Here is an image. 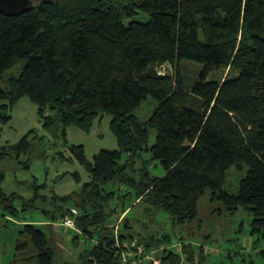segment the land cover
Masks as SVG:
<instances>
[{
	"label": "trees",
	"instance_id": "16d2710c",
	"mask_svg": "<svg viewBox=\"0 0 264 264\" xmlns=\"http://www.w3.org/2000/svg\"><path fill=\"white\" fill-rule=\"evenodd\" d=\"M141 13L149 19H131ZM20 60L21 74L7 76ZM187 60L200 66L194 83L180 68ZM166 64L172 74L159 71ZM219 69L230 72L214 78ZM149 96L157 104L142 121L136 112ZM22 97L37 106L55 143L62 141L59 156L79 162L92 179L64 196H45L48 185H35V195L26 198L5 191L6 171L0 168V207L18 216L17 199L23 210H43L48 202L44 211L50 220L78 208L80 233L73 239L82 235L90 243L79 264H119L121 249L137 250L132 243L138 235L124 229L133 224L128 201L145 202L150 212L163 209L174 224L185 225L198 218L199 202L211 190L226 209H249L252 234L264 237V0H34L22 13L0 11L3 124ZM104 114L112 117L118 148L101 149L89 160L85 145L71 143L67 130L89 132ZM151 129L157 133L152 147ZM40 146H49L46 136L32 129L18 142L0 145V162L9 157L29 168L33 156L45 155ZM145 151L160 161L163 175L136 168ZM244 164L249 170L238 193L225 191L227 170ZM118 181L128 188L122 186L115 200L116 191L105 186ZM124 213L119 247L112 217ZM51 237L25 223L11 264H59L63 248ZM137 239L146 250L172 243L168 234ZM163 258L166 264L180 261L179 255Z\"/></svg>",
	"mask_w": 264,
	"mask_h": 264
},
{
	"label": "rangeland",
	"instance_id": "374dc122",
	"mask_svg": "<svg viewBox=\"0 0 264 264\" xmlns=\"http://www.w3.org/2000/svg\"><path fill=\"white\" fill-rule=\"evenodd\" d=\"M131 19L146 21L149 16L141 13ZM24 64V60L18 61L6 75L18 77ZM180 68L185 73L186 79L194 83L200 66L189 61L180 63ZM159 71L172 74L174 69L169 64H166L160 67ZM229 72V69H219L212 76L222 79ZM156 104V99L152 96L145 99L136 112L139 118L142 121L147 120L154 112ZM11 114L12 119L6 125L0 121V145H5L7 140L11 141L10 144L16 143L27 131L34 129L39 135L46 136V142H48L49 146L39 147L41 150L44 149L42 151L45 154L44 156L29 155L30 157L33 156L29 162V168H24L22 164L18 163L17 159L14 161L9 157L0 162L1 170L3 168L6 171V177L3 182L5 191L8 194L15 192L26 198H32L35 195L33 188L35 185L47 184L48 189L44 190L46 189L44 187L42 193L48 197L53 195V184L58 183L57 185L61 187L71 184L72 187L77 189L78 184L76 181H72L73 179L68 176L69 174H65L61 170L60 174L50 181L52 173L50 168L54 165V162L57 163V159H61L58 158V153L64 151V146L61 140L58 141V144L55 143L50 134L43 129L39 122L36 105L28 97H22L12 108ZM102 118L100 125H93L89 132L77 126L68 127V130L75 128V131L81 132V135L70 133V139L67 133V138L74 144L83 143L89 160H93L94 154L101 149L118 148L117 139L110 128L112 117L109 114H104L97 120ZM156 136V130L151 129L150 147L156 143ZM29 156L25 157L24 160L21 158L20 161L27 160ZM60 161L63 163L62 159ZM64 162L67 161L64 160ZM68 166L71 167V163ZM140 167H146L151 175L160 176L164 174L162 164L160 161L152 160L151 152L145 151L139 156L136 168L140 170ZM248 170L247 164H244L242 169L237 168V166H231L226 172V182L223 189L231 194H237L240 181L247 175ZM81 175L83 182H86V178L89 175L88 172L85 171L84 174L81 171ZM122 186L125 185L118 181L108 183L105 188L107 190H115V200H118L120 194L125 191L124 188H121ZM125 187L126 189L128 188L127 186ZM41 188L38 187L37 189L41 190ZM15 203L19 209L18 216L4 214L3 208L0 207V264H11L15 254L18 231L25 223H37L39 227L52 235L51 238L56 248H63L59 264L65 262L79 264L81 262V256L90 243L82 235H80L78 241L73 239L77 233H80V230H63L61 228L56 230L52 226L44 224L43 222L49 219L44 211L48 202L44 205L39 201V207L44 205L43 210L37 207L23 210L22 200L17 199ZM130 203L128 201L126 207L131 206L128 217L133 219V224L131 228L124 227V225L122 227L132 234H137L138 237H162L164 234H168L171 236V242L185 241V244L188 245L185 264H264V237L252 234L254 216L251 211L244 206H239L235 211L226 209L219 201L213 200L211 190H207L199 202L198 218L185 225L174 224L170 214L163 209L150 212L147 211L149 206L145 202ZM118 217L115 215L112 217V219L116 218L112 224L117 222ZM68 235L70 236L69 239ZM193 252L196 253L194 254ZM192 258L194 259L190 260Z\"/></svg>",
	"mask_w": 264,
	"mask_h": 264
},
{
	"label": "built area",
	"instance_id": "2783aa9c",
	"mask_svg": "<svg viewBox=\"0 0 264 264\" xmlns=\"http://www.w3.org/2000/svg\"><path fill=\"white\" fill-rule=\"evenodd\" d=\"M80 215V211L76 207H71L64 216H61L56 219L54 226L57 228L65 229H76L79 231L76 218ZM125 217V214H122L115 224V238L116 245L121 246L119 234L121 223ZM80 232V231H79ZM132 246H137L136 251H127L122 250L121 258L119 264H166L163 257H167L170 254L179 255L180 261L175 264H185L186 263V252L184 251V243L181 241H175L170 244H165L151 250H146L145 246L142 244H137L133 242Z\"/></svg>",
	"mask_w": 264,
	"mask_h": 264
},
{
	"label": "crops",
	"instance_id": "0c3cea01",
	"mask_svg": "<svg viewBox=\"0 0 264 264\" xmlns=\"http://www.w3.org/2000/svg\"><path fill=\"white\" fill-rule=\"evenodd\" d=\"M37 107V106H36ZM37 113H38V108H37ZM39 116V115H38ZM104 118V117H103ZM103 118L102 119H100V120H97L96 122H95V126L98 124V125H100V122L103 120ZM39 122L41 123V120H40V117H39ZM94 126V127H95ZM75 128H70V130H67V133H68V135H69V139H70V133H77V134H79V135H81V132H77V131H75L74 130ZM94 129V128H93ZM30 131V130H29ZM29 131H27V133L29 132ZM81 131V130H80ZM83 132V131H82ZM26 133V134H27ZM25 134V135H26ZM24 135V136H25ZM23 137V136H22ZM21 137V138H22ZM20 138V139H21ZM19 139V140H20ZM7 143H10L11 141L10 140H7L6 141ZM74 144V143H73ZM81 144H83V143H81ZM104 149H106V148H104ZM58 158H61L60 156L58 157ZM63 160V163L60 161V160ZM61 159H57L58 161H57V163L56 162H54V165L50 168V171L52 172L51 173V176H50V181L52 180V179H54L57 175H59L60 174V172L62 171L63 173L65 172V174H69L68 176H70L71 177V179H73L72 181H76V183L78 184V186H77V189H75L74 187H72V185L71 184H68V185H66V186H64V187H61V186H58L57 184H53V189H52V192H53V194H57L58 196H64V195H69V194H72V193H74V192H78V191H80L81 189H82V186L85 184V183H89L90 181H91V179H92V177H91V174L86 170V168L83 166V165H81L79 162H77V161H75V160H71V161H69V160H66L67 162H64V160L65 159H63V158H61ZM69 161V162H68ZM71 163V167H69L68 165ZM61 167V168H60ZM61 170V171H60ZM81 171L85 174V171H87L88 172V177L86 178L87 179V181L86 182H83V178H82V175H81ZM78 174L79 175V177H80V180H78L76 177H75V175L74 174ZM33 177H35L34 175H33ZM46 179H48V177H46ZM61 182V181H60ZM60 184H62V183H60ZM127 213V212H126ZM126 213H124L125 214V216H126ZM128 217V216H127ZM120 218V216L118 217V219ZM118 219H117V221H118ZM55 221H56V219L55 220H50V219H48L47 221H45V222H43L44 224H47L48 226L51 224L52 225V227L53 228H55L56 230H60V228H57L56 226H54V223H55ZM117 223V222H116ZM115 223V224H116ZM33 224H36V225H38L37 223H33ZM121 224H123V222L121 223ZM23 226H24V224H23ZM22 226V227H23ZM39 226V225H38ZM21 227V228H22ZM41 228V227H40ZM42 229V228H41ZM61 229H63V230H70V229H65V228H61ZM44 230V229H43ZM45 231V230H44ZM46 232V231H45ZM67 232V231H66ZM70 238V236L68 235V239ZM138 238V237H137ZM135 239L134 240V242H138V240L139 239ZM128 244H130V242H127ZM79 254H81V253H79Z\"/></svg>",
	"mask_w": 264,
	"mask_h": 264
},
{
	"label": "water",
	"instance_id": "95a60500",
	"mask_svg": "<svg viewBox=\"0 0 264 264\" xmlns=\"http://www.w3.org/2000/svg\"><path fill=\"white\" fill-rule=\"evenodd\" d=\"M33 5L34 0H0V11L13 15L28 11Z\"/></svg>",
	"mask_w": 264,
	"mask_h": 264
}]
</instances>
